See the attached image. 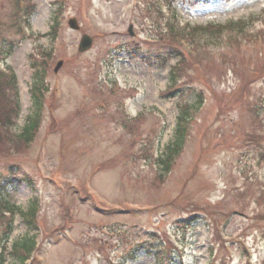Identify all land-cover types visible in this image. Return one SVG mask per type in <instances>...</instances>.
<instances>
[{
    "label": "rangeland",
    "instance_id": "rangeland-1",
    "mask_svg": "<svg viewBox=\"0 0 264 264\" xmlns=\"http://www.w3.org/2000/svg\"><path fill=\"white\" fill-rule=\"evenodd\" d=\"M31 1L35 4L30 18L32 36L22 39L11 28L14 1L0 0V30L15 46L3 67L16 74L20 105L8 134L18 132L31 113L30 55H39L40 46L49 49L48 39L39 35L48 31L52 11L60 5V36L53 44L57 59L52 61L47 77L55 97L46 94L41 122L29 146L14 147L10 140L1 145L0 183L12 178V166L17 167L13 170L20 179L0 189V205L7 201L19 208L12 217L10 236L0 243L3 264H20L10 248L24 237L46 245L43 253L47 264H119L124 257L126 264H159L147 252L160 250L164 239L167 250V239L175 249L171 264H208L217 227L228 247L226 254L218 252L219 257L226 255L229 264H264V221L256 218L264 214V160L260 157L264 143L255 147L246 141L251 115L239 93L247 70L243 75L227 71L218 80L226 70L224 66L216 61L201 65L200 79L193 83L202 93L201 104L192 114L181 156L160 183L156 181L154 152L157 148L161 153L174 136L179 101L161 96L167 85V69L150 67L140 57L157 50L146 37L154 36L153 26H164L171 13L177 14L180 23L221 24L260 13L264 0H220L194 7L185 0H171L160 6L162 19L156 14L143 16L141 0ZM69 17L76 18L80 26L77 31L68 28ZM130 27L132 35L127 33ZM250 28H264L263 18L253 21ZM82 34L91 36L93 44L81 54L77 44ZM131 39L138 44L135 57L118 48ZM123 46L126 49L127 45ZM211 48L217 56H234L246 67L253 63L264 71V35L256 44L242 42L233 48L222 39ZM58 59L63 65L55 74ZM256 81L249 91L250 99L259 106L264 103V81ZM113 87L117 90L109 93ZM197 99L195 92L185 98L190 103ZM102 100L108 106L104 112L99 106ZM259 109L263 121L264 109ZM141 111H145L139 127L142 137L134 138L117 119ZM96 166L100 170L91 176L89 184L86 178ZM72 190L90 202L75 200L74 205L66 193ZM93 191L100 193L98 198L92 196ZM34 199L38 229L30 230L21 213L31 208ZM114 205L134 211L95 210H109ZM66 207L74 209L73 215L67 216ZM66 219L77 243L61 240L55 245L46 231L54 230L61 236L56 231ZM181 219L188 220L184 227L177 223ZM6 225L0 223V235ZM136 248L139 250L130 259L129 251ZM22 264L31 263L26 260Z\"/></svg>",
    "mask_w": 264,
    "mask_h": 264
},
{
    "label": "trees",
    "instance_id": "trees-1",
    "mask_svg": "<svg viewBox=\"0 0 264 264\" xmlns=\"http://www.w3.org/2000/svg\"><path fill=\"white\" fill-rule=\"evenodd\" d=\"M15 1V0H14ZM58 14V13H57ZM264 17V16H263ZM14 22L12 25L17 23V15L15 14ZM255 19L252 18L248 21H233L228 22L224 25L217 26H194V27H178L173 24H169L167 31L163 34L160 32V38L167 40L168 45L162 46L161 53L152 54L147 58V61L150 63H156L161 67H168L169 74V84L167 86L166 92L164 95L174 96L178 94L179 98L182 100V103L179 104V115L177 117L174 129V136L165 146L163 152L155 159V163L158 166L157 176L162 181L172 169L173 164L175 163L177 157L180 155L184 141H185V131L186 126L191 116V110L197 108L195 104H188L184 102V96L191 94L194 90L190 86L186 85L187 81L191 80V67L192 61L189 63L188 57L185 55L183 50L176 46L179 44L180 40L185 39L187 41V49L196 53L193 49L198 46H212L215 45L220 40L224 39L229 42L237 41L239 42L240 36L249 33V27ZM53 25L50 27L47 36L50 39V42H54L57 37V28L59 25L58 17L53 16L52 18ZM250 34V33H249ZM247 34V35H249ZM253 36V34H251ZM250 35V36H251ZM255 38V36H254ZM51 51H44L43 57L46 58L42 61L32 57L31 67H32V84L30 87V95L32 100V110L31 113L26 117L24 125L19 130L18 133L14 135H9L7 133H0V150H2L1 145L3 146L4 140H10L14 147L26 146L29 142L32 141L34 134L37 131V128L41 122V111L43 107V97L44 92L47 90L44 85V77L46 74L47 60L50 57ZM197 54V53H196ZM152 59V60H151ZM223 63H230L233 70L239 72L241 75L244 74V70H239L243 68V65H239L234 58L223 57ZM195 64L199 65L197 62ZM261 75L262 68H256L254 73ZM253 73V74H254ZM252 75H247V77ZM250 80V78L248 79ZM247 80V83H248ZM15 77L13 75L5 76L0 73V126L8 127L14 122V118L18 114L16 101H11L7 96H5V88H13ZM246 82L243 83V89L246 87ZM186 92V93H185ZM201 99L197 100L198 103ZM259 114L257 111L253 112V119L250 124V131L247 133V139L249 143H255L259 145L264 141V123L259 121L256 125L255 120L258 118ZM5 123V124H2ZM255 129L258 131L256 132ZM6 130V129H5ZM7 131V130H6ZM4 150L8 151L7 148ZM264 160V155H261ZM33 211L34 207L32 206L28 212L23 213V220L29 226L33 228ZM264 218V215H262ZM10 231V230H9ZM35 244L32 238H23L21 241H17L13 245L12 254L18 258L19 263H24L27 259L28 253L33 248ZM22 252H20V251ZM212 251V250H211ZM212 254V252H210ZM24 254V255H23ZM154 257L161 261L163 258L161 250L154 252ZM3 263V260L0 258V264ZM219 264H225L223 260H220Z\"/></svg>",
    "mask_w": 264,
    "mask_h": 264
},
{
    "label": "water",
    "instance_id": "water-1",
    "mask_svg": "<svg viewBox=\"0 0 264 264\" xmlns=\"http://www.w3.org/2000/svg\"><path fill=\"white\" fill-rule=\"evenodd\" d=\"M72 27H75V25L72 23ZM91 42L90 39L87 36H83L79 45V50H85L90 46Z\"/></svg>",
    "mask_w": 264,
    "mask_h": 264
}]
</instances>
